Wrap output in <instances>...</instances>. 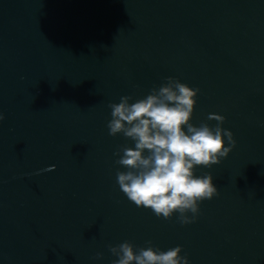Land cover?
I'll return each mask as SVG.
<instances>
[{"label": "water", "instance_id": "95a60500", "mask_svg": "<svg viewBox=\"0 0 264 264\" xmlns=\"http://www.w3.org/2000/svg\"><path fill=\"white\" fill-rule=\"evenodd\" d=\"M168 77L200 89L191 123L222 115L236 141L195 168L218 195L189 224L120 190L134 142L107 127ZM0 113V264H113L124 241L264 264V0H0Z\"/></svg>", "mask_w": 264, "mask_h": 264}, {"label": "clouds", "instance_id": "9594fccd", "mask_svg": "<svg viewBox=\"0 0 264 264\" xmlns=\"http://www.w3.org/2000/svg\"><path fill=\"white\" fill-rule=\"evenodd\" d=\"M199 91L168 77L144 98L130 103L133 98L125 95L119 103L109 104V135L122 134L134 142V147L122 146L114 153L119 157L115 163L126 169L116 173L120 190L136 206L151 209L158 218L171 219L178 213L181 224L193 223L200 202L218 195L213 176H197L195 168L220 164L236 144L233 133L222 127V115H208L207 120L217 122L214 127L207 122L199 126L191 123ZM4 119L0 113V121ZM147 244L139 249L129 241L109 245L117 258L113 264H189L187 256L181 255L182 246L163 251L151 241ZM100 258L102 253L94 257Z\"/></svg>", "mask_w": 264, "mask_h": 264}]
</instances>
